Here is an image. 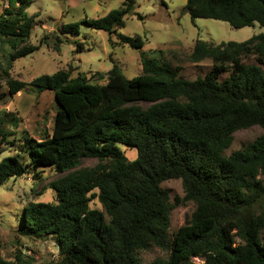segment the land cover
Segmentation results:
<instances>
[{"label": "trees", "instance_id": "16d2710c", "mask_svg": "<svg viewBox=\"0 0 264 264\" xmlns=\"http://www.w3.org/2000/svg\"><path fill=\"white\" fill-rule=\"evenodd\" d=\"M0 1L6 4L0 44L8 53L0 72L9 94L49 91L57 105L50 136L29 140L21 153L0 160V187L45 169L64 175L50 183L55 202H30L18 229L21 237L55 241L58 258L48 264H143L138 253L154 247L169 255L150 264H196L194 259L264 264V134L224 155L237 131H264V34L241 43L197 40L190 62L210 60L213 67L194 81L180 77L182 67L142 53V74L132 80L115 65L106 84L83 74L72 79L66 71L26 83L11 78L8 70L12 62L39 51L30 43L38 17L27 13L33 0ZM136 5L137 0H125L102 18L62 25L60 34L78 37L85 24L142 50L141 37L119 33ZM185 10L192 21L264 28V0H188ZM225 73L230 74L222 80ZM5 124L0 117V158L2 146L10 144ZM120 146L135 148L136 160H128ZM85 159L99 164L81 168ZM169 180H180L182 204L195 206L172 238L175 205L161 187ZM94 199L103 211L90 207ZM0 264L35 263L19 252L13 261L0 257Z\"/></svg>", "mask_w": 264, "mask_h": 264}, {"label": "rangeland", "instance_id": "374dc122", "mask_svg": "<svg viewBox=\"0 0 264 264\" xmlns=\"http://www.w3.org/2000/svg\"><path fill=\"white\" fill-rule=\"evenodd\" d=\"M125 0H33L27 8L29 16H38L32 31L30 43L39 46V51L31 56L11 63L8 73L11 78L30 83L42 75H52L58 71L70 73L72 79L83 74L92 83L106 84V76L117 65L123 75L132 80L142 74L141 54L149 58H164L173 67L180 66V77L194 81L204 78L212 69L210 60L193 64L189 60L197 40L215 44L227 42H245L254 36L264 34V28L255 24L252 27L235 29L228 23L195 19L192 21L186 12L188 0H137L134 15L125 19V27L119 33L129 37L139 36L144 42L142 50L121 44L115 34L94 30L85 24L80 26V36L66 38L60 34L62 25L82 23L86 19L102 18L111 11L122 8ZM5 3L0 1V15ZM83 48L80 49L79 45ZM7 48L0 44V60L5 63ZM254 63V59L245 60ZM96 73L105 79L99 80ZM230 73H225L222 80ZM0 117L5 118L6 128L11 133L8 142L3 145L0 160L15 156L25 149L29 140L41 141L52 133L57 112L55 97L52 92L38 93L26 89L11 96L5 74L0 72ZM146 108L148 104L141 103ZM260 127L237 131L233 135L231 147L225 156L241 150L246 145L262 136ZM130 161L136 160L135 148L120 146ZM20 150V151H19ZM28 162V158L25 157ZM98 160L85 159L81 168H93ZM52 169L11 179L0 187V257L13 261L19 252L35 264H48L58 258V246L50 238L41 240L21 237L18 234L21 215L30 202L53 203L55 192L50 183L63 177ZM161 187L168 191L175 208L171 215L170 237L186 224L194 213L193 203L182 204L184 191L180 180H169ZM98 193V192H97ZM179 200V204L177 203ZM264 204V202H263ZM92 209L103 211L97 199L90 203ZM169 252L151 248L138 253L143 264H150L157 259H167ZM196 264H204L194 259Z\"/></svg>", "mask_w": 264, "mask_h": 264}]
</instances>
